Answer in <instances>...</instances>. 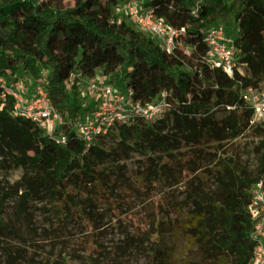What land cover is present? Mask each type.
Segmentation results:
<instances>
[{
    "label": "rangeland",
    "instance_id": "rangeland-1",
    "mask_svg": "<svg viewBox=\"0 0 264 264\" xmlns=\"http://www.w3.org/2000/svg\"><path fill=\"white\" fill-rule=\"evenodd\" d=\"M46 1L77 9L98 30L148 41L163 65L145 64L138 52L122 79L125 56L106 57L90 36H57L47 48L41 36L19 38L35 70L0 68V264H149V252L161 254L160 238L163 264H210L217 232L199 223L207 212L195 201L216 186L215 167L231 161L251 180L264 173L257 132L264 119L235 106L247 86L264 88V0H221L227 18L212 22L238 46L233 76L214 71L203 47L177 40L166 54L163 39L129 14L131 5L144 10L168 0ZM169 3L164 17L190 20L178 0ZM66 51L82 53L84 65L62 92L50 84L45 61ZM105 85L115 95L104 105ZM39 86L41 104L56 113L54 127L64 94L81 102L89 120L74 143L58 144L45 121L14 108L11 92L26 103Z\"/></svg>",
    "mask_w": 264,
    "mask_h": 264
},
{
    "label": "trees",
    "instance_id": "trees-1",
    "mask_svg": "<svg viewBox=\"0 0 264 264\" xmlns=\"http://www.w3.org/2000/svg\"><path fill=\"white\" fill-rule=\"evenodd\" d=\"M178 3L181 7L179 11L187 15V18L190 17V20L186 19L184 22L164 17L163 10L173 7L169 0L161 2L158 11L172 24L186 27L182 41L189 44L198 42L203 31L217 17L222 21L227 18V6L221 0H178ZM26 33L41 36L46 48L57 36L70 39L78 34L90 36L106 57L125 56L122 79L131 76L128 69L138 52L145 64L153 68L163 65L161 55L148 41L130 42L118 32L98 30L89 18L79 16L77 9L54 7L46 0H6L5 3H0V68L23 64L32 71L35 70L30 50L18 44L19 38ZM45 63L49 69L47 76L50 84L63 92L73 71L83 67L84 57L79 51H66L59 60L48 59ZM2 92L0 88V94ZM57 110L61 118L53 129V134H66L68 139H72L69 143L72 144L77 135L72 121L83 116L82 104L75 96L64 94ZM257 132L262 137L263 146L264 128L257 129ZM215 170L218 172L216 186L210 191L206 190L202 198L195 201L196 210L207 212V215L201 212L199 223L217 232V251L210 264H251L255 243L250 238L252 220L247 205L252 197L251 182H256L259 178L249 179L244 170L239 172L227 160L216 166ZM261 170L264 171V166ZM156 244L161 254L157 255V251L149 252V264H163L165 259L166 246L163 245V239L157 240Z\"/></svg>",
    "mask_w": 264,
    "mask_h": 264
},
{
    "label": "built area",
    "instance_id": "built-area-1",
    "mask_svg": "<svg viewBox=\"0 0 264 264\" xmlns=\"http://www.w3.org/2000/svg\"><path fill=\"white\" fill-rule=\"evenodd\" d=\"M158 10L159 6L157 5L150 6L144 10H140L138 7L131 5L129 7V14L142 28L163 39L165 43L164 52L166 54H171L175 49L176 41H182V37L186 33V27L172 24L166 20ZM192 45L194 48L203 47L209 66L214 71H218L223 75L233 76L238 66L241 65V61L238 58L239 49L235 43V39L229 35L225 26L220 22L209 25V27L203 31L202 38ZM93 87H96L95 84H93ZM11 93H13L14 108L23 109L21 113L24 115V113L27 112L30 114L28 117L35 122L41 120L45 121L48 125L51 138L58 144L67 145L72 141V139H68L67 135L64 133L53 136V129L55 128L53 126V120L56 113H52V109L49 105L41 104L46 93L43 87H38L37 95L30 102L27 101V104L24 103L15 92ZM101 95L105 105L108 103V99L115 94H113L110 85H105L102 87ZM119 99H123V95L119 96L118 100ZM109 104L113 105L111 103ZM235 106L247 109L254 115L264 119V88L247 86L239 94ZM33 108L37 110L31 112ZM143 112L146 114L148 110H143ZM88 120L89 117L83 115L81 118L72 121L73 126H75V131L77 132L76 139L80 137L78 131L83 130ZM251 194V200L247 205V210L252 220L250 238L255 243L251 264H264V173L254 182L251 188Z\"/></svg>",
    "mask_w": 264,
    "mask_h": 264
}]
</instances>
